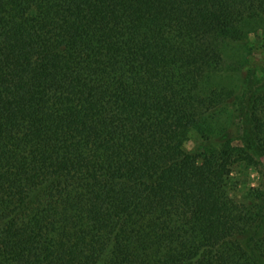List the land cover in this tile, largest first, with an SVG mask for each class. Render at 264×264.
<instances>
[{
    "label": "trees",
    "instance_id": "16d2710c",
    "mask_svg": "<svg viewBox=\"0 0 264 264\" xmlns=\"http://www.w3.org/2000/svg\"><path fill=\"white\" fill-rule=\"evenodd\" d=\"M256 34L264 0H0V264H264Z\"/></svg>",
    "mask_w": 264,
    "mask_h": 264
},
{
    "label": "rangeland",
    "instance_id": "374dc122",
    "mask_svg": "<svg viewBox=\"0 0 264 264\" xmlns=\"http://www.w3.org/2000/svg\"><path fill=\"white\" fill-rule=\"evenodd\" d=\"M260 39V35H251L247 39V41L251 44H253L254 50H252L250 54L251 58V66H250V82L251 84L254 82H257L260 80V74L264 72V47H261V45L257 42ZM263 48V49H262ZM249 57V56H248ZM194 138L191 137V140L188 143V148H192L195 143ZM264 171V163L257 167V165L253 166H234L232 177H236L240 179V182H249L252 185H258L260 184V176L259 173Z\"/></svg>",
    "mask_w": 264,
    "mask_h": 264
}]
</instances>
